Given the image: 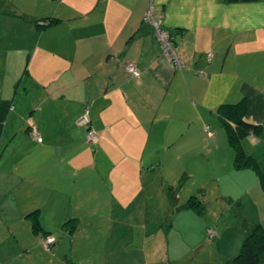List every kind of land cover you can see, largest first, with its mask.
<instances>
[{
	"label": "crops",
	"instance_id": "1",
	"mask_svg": "<svg viewBox=\"0 0 264 264\" xmlns=\"http://www.w3.org/2000/svg\"><path fill=\"white\" fill-rule=\"evenodd\" d=\"M147 7L148 0H0V101L9 103L0 133V264H183L186 247L204 245L199 238L211 227L184 205L205 192L188 195L183 184L203 183V172L191 169L207 165L215 199L243 211L246 199L258 210L243 216L246 224L264 226L256 173L232 167L215 112L244 98V117L260 130L242 148L264 173V0H152L179 66L143 21ZM85 109L88 123L77 124ZM86 127L96 142L85 139ZM163 197L181 202L167 225L157 213ZM43 235L55 238L47 248ZM195 254L193 261L205 260Z\"/></svg>",
	"mask_w": 264,
	"mask_h": 264
},
{
	"label": "rangeland",
	"instance_id": "2",
	"mask_svg": "<svg viewBox=\"0 0 264 264\" xmlns=\"http://www.w3.org/2000/svg\"><path fill=\"white\" fill-rule=\"evenodd\" d=\"M191 170L199 173H201L202 171L203 173H201V176H205V180H203V183H201L198 182L197 177L189 180L186 179L185 183L183 184V191L190 195L192 193H196L197 189L201 188L205 192V195H201L202 192L199 193V196H201L202 198V200L200 201L203 204V209L200 213L196 214L200 217V225H202V223L207 224V222H211V224H208V226H211L209 229H211L215 234L210 237L203 236L202 239L199 238L200 240L204 241V245H200L199 248H196L194 251H192L191 248L187 246L185 249V251L187 250L186 254L184 253V255L181 257L186 258H184L185 260L183 264H223L226 260L233 258L238 253L243 239L251 229L252 224L247 225L245 223V225H243L241 220H244V217L247 215H249L250 217H254V214H258V210L255 207L248 206L246 199H244L242 202L244 211L236 205H231V201H229L227 198L215 199V194H217L219 190L215 186L213 180H211L214 172L209 167V165H207L205 169ZM167 172L171 173L165 174L167 175L166 177L169 180L177 179V174H174L170 170L165 169V173ZM180 203L181 202L179 201H173L171 203L170 200H166L163 197V200H160L158 202L157 207L159 223L162 225L169 224L170 217L172 215V205L179 206ZM253 208H255V210H252ZM218 224V231L221 232L216 233L215 225L217 226ZM170 238L172 244H175L177 242L178 244L180 243L177 236L173 235V237L170 236ZM174 239H177V241L174 242ZM187 239L191 243V245H193L197 241V235L194 232H191ZM195 253H199V256L203 257L205 260L193 261V257L197 258L195 257V255H197ZM206 260L208 262H206Z\"/></svg>",
	"mask_w": 264,
	"mask_h": 264
},
{
	"label": "trees",
	"instance_id": "3",
	"mask_svg": "<svg viewBox=\"0 0 264 264\" xmlns=\"http://www.w3.org/2000/svg\"><path fill=\"white\" fill-rule=\"evenodd\" d=\"M56 21L57 19L51 18L49 20H42V22L39 23L40 25H49L55 23ZM8 108H9V103H7L4 100L0 101V133ZM83 112L81 113V115L83 114ZM215 112L221 121V125L225 132L227 144L232 150V155H233L232 167L234 169L250 168L254 170L257 176L259 188L261 192L264 194V173H262L258 168V164L255 158L247 154L242 148L243 138H245L248 135L256 136L260 130L259 125L248 122L245 119L244 116L246 113V102L244 98H241L234 103H222L216 108ZM86 114H87V110H86ZM87 123L88 120L86 121V123L81 125H85ZM89 130L93 131L92 129L86 127V131H85L86 140H87L86 134ZM94 134L96 136L95 132ZM96 140H97V136L94 141H89V140L87 141L90 143L91 142L94 143L96 142ZM184 205L185 207H188L193 211H195V213H200L203 209L202 202L195 195L189 196L185 200ZM33 214L34 211L28 215L32 216V220H31L32 229L36 230L38 229V223ZM241 222L243 225H245L246 223L245 220H241ZM44 236L45 235L39 238V243H40V239ZM223 264H264V226L260 223H253L250 231H248L247 235L243 239L238 253L233 258L226 260Z\"/></svg>",
	"mask_w": 264,
	"mask_h": 264
},
{
	"label": "built area",
	"instance_id": "4",
	"mask_svg": "<svg viewBox=\"0 0 264 264\" xmlns=\"http://www.w3.org/2000/svg\"><path fill=\"white\" fill-rule=\"evenodd\" d=\"M151 5L152 0H148V7L146 8V11L144 13L143 20L145 22H148L152 26L153 34L156 40L159 42L164 56H166V58L169 59L174 65L179 66L180 61L176 56V47L172 42L173 36L168 29L162 26L160 20L156 19L153 14ZM207 56H209V54H207ZM125 69L131 76H136L138 74L137 69L132 62L125 63ZM86 121L87 119L85 110L83 114L79 116L76 122L77 124H84L86 123ZM204 131L206 132V135L208 137H212V133L207 128H205ZM30 134L33 136L36 142L41 141L40 136L34 129L30 130ZM86 138L89 141H94L96 139V136L93 131L89 130L86 134ZM212 235L213 231L208 228L207 236L210 237ZM54 239L55 238L53 235H45L40 239V243L43 248H47L50 243L54 242Z\"/></svg>",
	"mask_w": 264,
	"mask_h": 264
}]
</instances>
